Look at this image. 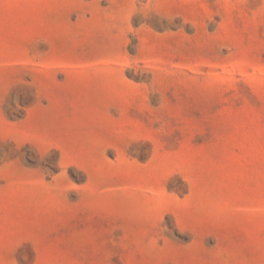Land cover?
Wrapping results in <instances>:
<instances>
[{
	"label": "rangeland",
	"instance_id": "374dc122",
	"mask_svg": "<svg viewBox=\"0 0 264 264\" xmlns=\"http://www.w3.org/2000/svg\"><path fill=\"white\" fill-rule=\"evenodd\" d=\"M0 264H264V0H0Z\"/></svg>",
	"mask_w": 264,
	"mask_h": 264
}]
</instances>
